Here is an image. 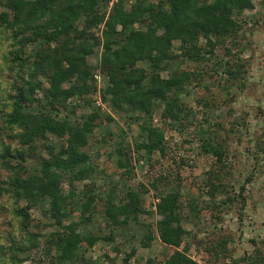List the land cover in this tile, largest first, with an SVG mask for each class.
<instances>
[{
    "label": "trees",
    "instance_id": "1",
    "mask_svg": "<svg viewBox=\"0 0 264 264\" xmlns=\"http://www.w3.org/2000/svg\"><path fill=\"white\" fill-rule=\"evenodd\" d=\"M105 1L108 0L3 1L6 10L0 12V28L10 31L20 46L14 55V62H19L18 68L25 70V66L28 69L25 70L27 78H22L21 84L14 88L11 112L6 114L5 122L18 130V140L29 151L32 145L39 142L51 157L40 158L37 162L39 169L34 172L25 164L27 152L11 153L7 150L3 153L14 177L0 184V198L3 195L11 197V211L17 226L12 225V231L5 233L4 237L0 235V264H22L30 258V251L39 250V238L37 232L32 230L33 220L29 210L43 202H47L54 225L58 227L44 242V253L52 255L51 264H93L86 257L88 249L99 241L113 243L118 237L115 238L117 229L126 228L130 223H136L140 216L153 213L143 205L142 196L148 193L143 186L137 190H127L119 196L118 202L112 196L115 188H111L106 192L103 210L100 209L102 199L97 193L101 189H96L94 185L83 188L79 207L74 201V192L68 196L63 194V174L59 171H73L70 184L75 180L87 179L92 174L93 168L83 148L88 144L90 134L101 126L102 121L97 111L90 114L83 124L76 120V126L72 125L69 118L63 122L54 121L43 107V110L40 109L41 100L55 110L60 106L64 108L74 96L82 97L93 92V73L86 58L103 41L101 68L108 76V86L100 96H103L101 101L104 102L105 96H109L114 111L126 110L137 116L133 119L144 122L146 119L152 120L160 105L162 111L159 116L163 123H180L190 116V110L181 102V93L189 82V76L172 70L174 62L179 59L172 54L173 42L179 40L182 43L181 53L186 60H207L209 58L205 54L212 55L215 47L223 44L227 36L236 37L243 13L253 8V0H201L202 4L194 0H166L165 4L160 1L154 11L155 5L136 0L131 11L126 12L124 0H117L101 30V41L95 39V43H92L91 29L101 25L106 16L96 6ZM260 2L264 8V0ZM83 17L84 25L79 28L76 22ZM137 24H140L139 28H135ZM200 38L209 47L206 53L198 46ZM26 44H38L40 47L31 58L24 55ZM162 73H167L168 77L163 78ZM40 78L45 80L47 87L42 86ZM63 85L68 87L63 88ZM39 93H42L41 100L37 96ZM146 123L141 125L144 141L135 144L136 147L147 152L159 150L164 157V134L159 128ZM47 134L64 141L58 153L57 148L45 142ZM201 149L203 154L215 158L216 165L223 164L224 151L220 146L204 141ZM114 154L119 159L117 165L125 168L127 163L122 164L121 160H127L124 149L118 148ZM11 160L14 164H11ZM180 180L177 176L175 181H171L168 174L150 184L157 190L155 195L159 201L154 204V209L160 219L155 223L156 232L148 225L146 232L142 236L140 233L138 237L143 248L150 247L152 241L158 239L170 252L160 264H198L186 254L188 246L180 250L186 235L181 225L185 205L180 194ZM227 185L228 182L223 184L222 178H208L205 181V193L212 203L210 208L220 210L221 206L232 203L229 197L217 204L214 201L218 193L226 192ZM242 190L243 186L240 188ZM22 201L25 207L21 206ZM70 203L79 209L82 223H86V220L91 222L94 213L101 211L109 235L102 237L94 232H79L77 222L65 223L64 218L70 215ZM197 207V202L191 200L187 204V211L198 216ZM216 218L223 220L220 215ZM7 224L11 226L9 222ZM113 250L116 253L120 251L118 246L113 247ZM230 252L228 241L222 240L206 249L205 264L224 262L230 257ZM135 254L132 247L123 259V264H128ZM105 257L110 260L111 251L105 252ZM244 260L231 263L264 264V256L257 248L252 257ZM145 264H153V261L148 259Z\"/></svg>",
    "mask_w": 264,
    "mask_h": 264
},
{
    "label": "rangeland",
    "instance_id": "2",
    "mask_svg": "<svg viewBox=\"0 0 264 264\" xmlns=\"http://www.w3.org/2000/svg\"><path fill=\"white\" fill-rule=\"evenodd\" d=\"M3 1L0 0V12L6 10ZM160 1L166 3V0H142V3L155 5L156 11ZM194 1L203 3L201 0ZM116 2L117 0H108L96 6L106 16L101 25L91 29L92 43L95 39L101 41V30ZM135 2L136 0H124L125 11L130 12ZM76 24L81 28L84 17L77 20ZM139 25H135V28H139ZM235 36H227L223 44L215 47L212 55L205 54L209 59L204 61L186 60L181 53L182 43L179 40L173 42L172 54L179 59L176 58L172 70L189 76V82L184 85L181 93V102L190 110V116L180 123H163L159 116L162 111L159 105L152 120L146 119L145 122L159 128L164 134V157L159 150L147 152L136 147L135 144L139 145L144 141L141 130L144 120L133 119L137 116L126 110L114 111L109 96H105L104 102L101 101L103 96H100L108 86V76L101 68L103 41L86 58L93 73V92L82 97H72L64 108L60 106L55 109L57 112L41 100L42 93L37 95L41 100L40 109L43 110V107L54 121L63 122L69 118L72 125L76 126V120L83 124L94 111L98 112L102 121L101 126L90 134L88 144L83 148L89 159L88 163L93 168L92 174L87 179L75 180L70 184L73 171L58 170L63 174V194L68 196L70 192H74L77 207L82 202L83 188L86 185L101 189L97 192L102 199L101 210L107 197L106 192L111 188H115L112 196L116 202L127 190H137L140 186L148 190L142 199L144 207L151 210L152 215L140 216L136 223L117 229L115 238L118 237L113 243L99 241L88 249L86 257L93 264H123V259L132 247L136 254L128 264H145L148 259L153 264H160L165 260L170 252L159 240L156 239L150 247L143 248L138 235L141 233L142 236L148 225L156 232L155 223L160 218L154 214L153 207L159 198L155 195L157 190L150 184L168 174L171 181H175L177 176L181 179L180 194L185 205L181 225L186 235L180 250L183 251L188 246L186 254L198 264H205L206 249L227 240L231 249L230 257L217 264H232V261L248 259L254 254L255 248L264 256V8L260 0H253V8L243 13L241 28ZM198 46L203 53L209 50L204 39L198 40ZM19 48L12 33L0 28V184L14 177V173L8 169L9 162L3 157L7 150L11 153L27 152L25 164L34 172L39 169L37 162L40 158L51 157L39 142L32 145L33 148L29 151L18 140V130L5 122L6 114L11 112L14 88L21 84L22 78L26 79L28 76L25 71L28 70L27 67L24 66L25 70H21L18 68L19 62H14L15 52ZM38 48V44H26L24 55L31 58ZM162 77L167 78L168 74L162 73ZM39 81L44 88L47 87L43 78ZM67 87L63 85V88ZM34 108L37 109L35 106ZM46 138L45 142L57 148L58 153L64 141L52 134H47ZM204 141L221 147L224 151L223 164L216 165L212 155L202 153ZM118 148H123L127 153V160L121 159L122 164L127 163L125 168L117 165L119 159L113 155ZM11 162L14 164L12 160ZM208 178H222L223 184L228 182L226 192L218 193L214 201L217 204L229 197L231 204L223 207L220 205V210L209 207L212 203L204 187ZM242 186L243 190L240 191ZM191 200L197 202L198 216L187 211V204ZM25 205L22 201L21 206ZM77 207L70 203V215L64 218L65 223L77 222L79 232H94L102 237L109 235V228L103 224L101 211L91 215V222L86 220V223H82ZM11 209V197L3 195L0 198V235L3 237L5 233L12 231L13 226H17ZM29 214L33 220L32 230L38 234L40 247L39 250L30 251V258L22 264H51L52 255L44 253V242L58 227L54 225L47 202L31 208ZM219 215L223 217L222 221L216 218ZM115 246L120 250L118 253L113 250ZM108 251H111L110 260L105 257V252Z\"/></svg>",
    "mask_w": 264,
    "mask_h": 264
},
{
    "label": "crops",
    "instance_id": "3",
    "mask_svg": "<svg viewBox=\"0 0 264 264\" xmlns=\"http://www.w3.org/2000/svg\"><path fill=\"white\" fill-rule=\"evenodd\" d=\"M153 209H154V207H153ZM154 214H155L156 216H158L155 212H154ZM155 240H156V239H155ZM157 240H158V239H157ZM153 241H154V240H153ZM153 241H152V242H153ZM151 244H152V243H151Z\"/></svg>",
    "mask_w": 264,
    "mask_h": 264
}]
</instances>
